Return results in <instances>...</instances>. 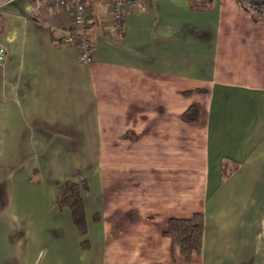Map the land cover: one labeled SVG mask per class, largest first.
<instances>
[{
  "label": "crops",
  "instance_id": "0c3cea01",
  "mask_svg": "<svg viewBox=\"0 0 264 264\" xmlns=\"http://www.w3.org/2000/svg\"><path fill=\"white\" fill-rule=\"evenodd\" d=\"M48 1L0 0V264H185L164 233L195 214L186 264H264V20L238 0H155L119 38L88 0L86 64L55 44L72 6ZM69 182L85 235L59 204Z\"/></svg>",
  "mask_w": 264,
  "mask_h": 264
},
{
  "label": "built area",
  "instance_id": "2783aa9c",
  "mask_svg": "<svg viewBox=\"0 0 264 264\" xmlns=\"http://www.w3.org/2000/svg\"><path fill=\"white\" fill-rule=\"evenodd\" d=\"M107 8L108 16L113 28L118 31V37L122 38V26L128 13L140 7H149L155 0H101ZM241 6L253 18L264 20V0H238ZM47 3L66 7L72 6V32L77 36H66L55 41L57 46H64L76 50L83 62L89 64L94 60V43L85 35V31L92 24L90 5L88 0H49ZM4 48L0 46V63L3 60Z\"/></svg>",
  "mask_w": 264,
  "mask_h": 264
},
{
  "label": "trees",
  "instance_id": "16d2710c",
  "mask_svg": "<svg viewBox=\"0 0 264 264\" xmlns=\"http://www.w3.org/2000/svg\"><path fill=\"white\" fill-rule=\"evenodd\" d=\"M0 26L2 30L3 21L0 17ZM90 28V27H89ZM85 31V35L91 40L88 35V30ZM77 36V33H73L72 30L66 36ZM65 36V37H66ZM195 113L194 115H192ZM196 111L191 108L183 116L186 121H195ZM80 175V172L77 173ZM224 175H228V172H224ZM59 204L62 207H68L71 210L73 221L78 228L81 235H85L87 232L85 213L83 201L79 194L78 187L73 183H66L61 189V197ZM204 233V217L202 214H195L191 219L178 220L172 219L169 221L167 229L164 233L166 237H169L172 241L171 256L175 263H190L195 257L200 256L202 250V241Z\"/></svg>",
  "mask_w": 264,
  "mask_h": 264
},
{
  "label": "rangeland",
  "instance_id": "374dc122",
  "mask_svg": "<svg viewBox=\"0 0 264 264\" xmlns=\"http://www.w3.org/2000/svg\"><path fill=\"white\" fill-rule=\"evenodd\" d=\"M4 52H5V50H4ZM3 57H4V56H3ZM78 172H79V171H77V173H78ZM77 173H76V174H77ZM78 176H80V175H78Z\"/></svg>",
  "mask_w": 264,
  "mask_h": 264
}]
</instances>
